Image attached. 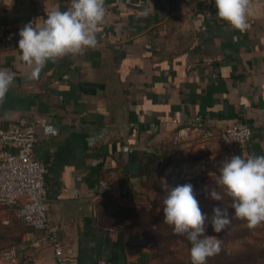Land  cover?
Wrapping results in <instances>:
<instances>
[{
    "label": "crops",
    "instance_id": "crops-1",
    "mask_svg": "<svg viewBox=\"0 0 264 264\" xmlns=\"http://www.w3.org/2000/svg\"><path fill=\"white\" fill-rule=\"evenodd\" d=\"M70 4L0 0V69L15 75L0 104V129L36 128L33 157L49 169L60 264H138L150 252L125 225L104 226L101 213L106 205H136L145 183L140 148H155L198 121L211 122L206 130L217 136L241 121L253 133L242 156L264 155V5L251 0L241 32L216 16L214 0H105L111 15L98 45L49 62L29 81L20 29ZM104 178L118 182L112 202L98 195ZM41 236L0 206V264H58ZM12 248L16 257L4 261L1 253Z\"/></svg>",
    "mask_w": 264,
    "mask_h": 264
},
{
    "label": "clouds",
    "instance_id": "clouds-1",
    "mask_svg": "<svg viewBox=\"0 0 264 264\" xmlns=\"http://www.w3.org/2000/svg\"><path fill=\"white\" fill-rule=\"evenodd\" d=\"M216 16L241 32L248 28L251 0H214ZM106 16L105 0H71L70 7L53 9L40 25L29 22L19 31L20 59L31 68L27 79H39L49 63L69 55L82 54L98 45L97 31ZM15 79L14 73L0 69V104ZM215 187L203 189L206 198L225 206L213 208L209 217L202 212L193 185L185 183L167 191L163 199V222L173 233L184 236L191 244V264H207L219 253L220 242L206 234L210 224L220 233L231 224V218L245 221L249 229L264 225V155H232L219 162ZM227 198V203L225 202ZM229 208L234 213H229Z\"/></svg>",
    "mask_w": 264,
    "mask_h": 264
},
{
    "label": "rangeland",
    "instance_id": "rangeland-1",
    "mask_svg": "<svg viewBox=\"0 0 264 264\" xmlns=\"http://www.w3.org/2000/svg\"><path fill=\"white\" fill-rule=\"evenodd\" d=\"M156 149L164 154L165 158L160 161L154 179L145 178L144 189L140 193L141 196L136 198V205L125 206L119 203L110 207L106 205L102 213L109 226L125 225L126 228L132 229L135 235L136 229L146 228L149 222L160 225L161 232L152 230L150 238L139 244L150 254L157 255L152 264L188 262L190 247L187 244L179 240L171 243L168 239L162 238L160 240H166L168 243L158 241L160 235L169 233L165 231L167 224L163 222V197L166 196L164 190L168 186L191 183L202 212L211 217L214 207L223 208L225 205L220 201L206 198L203 191L205 186L209 189L215 187V176L209 173L218 174L219 162L237 155L238 151L227 150L219 135H212L209 131H196L194 128H189L185 134H181L179 130L174 135L164 138L157 144ZM105 196L107 202H112L110 194ZM225 202H228L227 198ZM229 213H234V210L229 208ZM206 234L214 236L220 242V251L214 255V259H220L219 255L222 256L223 253L228 257V259L224 257L223 263L217 260L212 264H264V225L249 229L245 221L233 216L231 224L225 230L215 233L209 224Z\"/></svg>",
    "mask_w": 264,
    "mask_h": 264
},
{
    "label": "built area",
    "instance_id": "built-area-1",
    "mask_svg": "<svg viewBox=\"0 0 264 264\" xmlns=\"http://www.w3.org/2000/svg\"><path fill=\"white\" fill-rule=\"evenodd\" d=\"M264 5V0H258ZM111 12L106 11L104 23L99 30L109 24ZM3 29L0 27V36ZM211 122H196V131H207ZM181 130L185 134L188 130ZM252 128L249 124L237 121L225 128L220 134V140L227 150L240 149L247 151L252 141ZM38 142L34 126L21 128L13 127L9 130L0 129V206L14 211L16 217L27 227L42 233L40 243H50L58 264L64 257V249L56 232L51 226L48 215V195L46 178L49 174L48 166L34 159L33 154ZM12 149L13 152L7 151ZM123 152H130L128 145ZM116 179L104 178L98 183V195L114 194L118 189ZM16 257L14 248L1 253L4 261H13ZM98 264H108L102 259Z\"/></svg>",
    "mask_w": 264,
    "mask_h": 264
},
{
    "label": "trees",
    "instance_id": "trees-1",
    "mask_svg": "<svg viewBox=\"0 0 264 264\" xmlns=\"http://www.w3.org/2000/svg\"><path fill=\"white\" fill-rule=\"evenodd\" d=\"M238 154L237 155H242V151L240 149H237ZM164 154L159 153L155 148H151V147H144V148H140L138 155L136 156V159L139 160L140 162V177L142 178H147L148 180H152L154 179V174L157 172V169H159V163L160 161L163 160ZM176 186H168L165 188L164 192L165 195H167V191L175 188ZM162 189H160L161 191ZM162 193V192H161ZM163 196V195H162ZM165 198V197H163ZM104 213H101V220H102V224L104 226H109L106 222V220L104 219ZM113 227V226H112ZM136 229V228H135ZM157 230L161 232V227L160 225H156L152 224L149 222L148 225H146L145 227L142 228H138L136 229L137 235H136V241L138 242V244H142V242H144V240H148V238H150V232H152V230ZM166 232L169 231L168 234L166 235H160V237L158 238V241L163 242V243H168V241L174 242V241H182L183 243L187 244L190 248H191V244L189 243V241L186 239V237L184 236H180V235H176L173 233L172 227H170L169 225H167V228L165 230ZM122 238H123V232H119V243H122ZM160 238L162 239H168V241L166 240H160ZM219 255V254H218ZM224 255V256H223ZM223 255H219L220 259H214V255L209 257L207 260V264H212V262H217V260H221L222 263L225 262V258L226 257L228 259V257L226 256L225 253H223ZM157 255H152V254H143L139 263L138 264H152V260L156 257ZM165 264H191V259H189L188 262H168Z\"/></svg>",
    "mask_w": 264,
    "mask_h": 264
}]
</instances>
